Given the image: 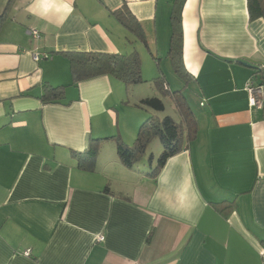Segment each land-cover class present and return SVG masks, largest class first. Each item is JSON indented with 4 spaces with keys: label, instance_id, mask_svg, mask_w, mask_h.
Returning <instances> with one entry per match:
<instances>
[{
    "label": "crops",
    "instance_id": "0c3cea01",
    "mask_svg": "<svg viewBox=\"0 0 264 264\" xmlns=\"http://www.w3.org/2000/svg\"><path fill=\"white\" fill-rule=\"evenodd\" d=\"M178 2L0 0V264H264V102L251 108L245 91L264 83V20L247 0L184 1L179 75L198 134L158 173L153 157L125 167L109 139L134 143L145 86L71 81L67 53L170 58ZM122 7L147 47L112 16ZM45 85L63 100L43 102ZM89 139H109L93 171L72 154Z\"/></svg>",
    "mask_w": 264,
    "mask_h": 264
},
{
    "label": "trees",
    "instance_id": "16d2710c",
    "mask_svg": "<svg viewBox=\"0 0 264 264\" xmlns=\"http://www.w3.org/2000/svg\"><path fill=\"white\" fill-rule=\"evenodd\" d=\"M184 1L179 0L171 16L172 36L168 55L173 61L175 72L178 74L181 73L182 69L181 9ZM247 11L249 19L264 20V0H247ZM112 16L129 33L133 34L138 42L147 47L140 25L126 7L113 12ZM65 56L69 64L71 81L74 85L99 76L113 77L127 87L143 83L141 60L135 51L128 55L72 52L65 54ZM155 83L158 84L157 89H163L162 78L155 79ZM63 98V87L44 86L43 102L56 103L63 100ZM172 99L182 118V124H177L168 116L163 118L151 116L141 124L136 139L131 146L125 145L119 138H109L115 141L118 158L125 167L131 168L144 157L151 141L158 139L162 146V153L154 170V173H158L170 158L179 154L191 142L195 141L198 134V123L195 115L179 92L172 93ZM136 107L148 108L155 112L164 111L163 102L156 97L144 98ZM109 139H89L88 147L83 153L73 152V156L78 161V167L93 171L99 145L103 140ZM151 159L152 156L150 155L148 163H151Z\"/></svg>",
    "mask_w": 264,
    "mask_h": 264
},
{
    "label": "rangeland",
    "instance_id": "374dc122",
    "mask_svg": "<svg viewBox=\"0 0 264 264\" xmlns=\"http://www.w3.org/2000/svg\"><path fill=\"white\" fill-rule=\"evenodd\" d=\"M138 47H139V45H138ZM138 55H139L141 62H143V66H144L143 74L141 73V77L143 79L142 86H145L147 93H151L150 96H147V98L156 97V98L160 99L163 102L164 109H165L163 112H155V111H152L151 109H148V108H145V109L139 108L138 110H140V112L145 116L146 119H148L149 117H151L153 115L159 116L160 118L168 116V117L173 118L174 121L180 125L181 123H180V120L178 119L177 110L175 109V106L173 103L172 93L179 92L183 96V98L185 99L187 106L191 109V111H193L192 107H196L197 100L193 98V92L191 91V88L188 85L189 81H187L185 76H182V75L175 73V69H173L174 64H173L172 59L164 58V57H161L158 59H153L148 52L143 51V50H141V53L140 54L138 53ZM156 64H158V65L156 66ZM160 70L162 72L165 71V74H164L165 78L163 77L162 73H160ZM153 73H154V76H152ZM153 77H156V78H153ZM157 78H162V81L164 80L165 84L169 85L170 93L165 92V90H166L165 84H163L162 90L157 89L158 84L155 83V79H157ZM169 80H171V86L169 84ZM194 97L196 98V96H194ZM192 100H193V102H192ZM158 142H157V140H155L156 146H158L159 150L162 151V148L159 145L160 142L159 143ZM150 155L152 156L151 147L148 148V151H147L145 157H142L140 160H145V163L148 164L147 159H148V156H150ZM159 155H161V154H155V153L153 154V156H152L153 161H154V163H152L153 166L157 162V160H158L157 158H159ZM136 168L141 170L142 166L137 165Z\"/></svg>",
    "mask_w": 264,
    "mask_h": 264
},
{
    "label": "built area",
    "instance_id": "2783aa9c",
    "mask_svg": "<svg viewBox=\"0 0 264 264\" xmlns=\"http://www.w3.org/2000/svg\"><path fill=\"white\" fill-rule=\"evenodd\" d=\"M30 34L35 40H38L40 38V35L36 30H31ZM42 57H44V59L46 58V56L44 55L40 56L38 54H35L32 58L35 62H38L39 60H41ZM261 69L264 70V65L262 66ZM245 91L249 96L250 107L257 109L261 108L264 102V84H259L256 83L254 79H249L245 85ZM95 241L101 243L104 241V237L97 236L95 237ZM23 255L27 257L29 256V252L26 251L23 253Z\"/></svg>",
    "mask_w": 264,
    "mask_h": 264
},
{
    "label": "clouds",
    "instance_id": "9594fccd",
    "mask_svg": "<svg viewBox=\"0 0 264 264\" xmlns=\"http://www.w3.org/2000/svg\"><path fill=\"white\" fill-rule=\"evenodd\" d=\"M63 8H64V10H65L66 12H71V7H70L69 4L65 3V4L63 5Z\"/></svg>",
    "mask_w": 264,
    "mask_h": 264
},
{
    "label": "water",
    "instance_id": "95a60500",
    "mask_svg": "<svg viewBox=\"0 0 264 264\" xmlns=\"http://www.w3.org/2000/svg\"><path fill=\"white\" fill-rule=\"evenodd\" d=\"M237 63L242 64V65H246V64H243V63H241V62H237Z\"/></svg>",
    "mask_w": 264,
    "mask_h": 264
}]
</instances>
